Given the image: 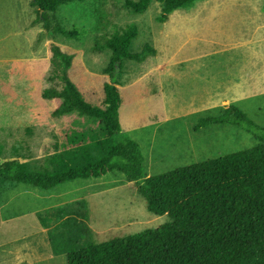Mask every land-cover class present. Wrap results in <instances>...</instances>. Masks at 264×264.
Here are the masks:
<instances>
[{"label":"rangeland","instance_id":"rangeland-1","mask_svg":"<svg viewBox=\"0 0 264 264\" xmlns=\"http://www.w3.org/2000/svg\"><path fill=\"white\" fill-rule=\"evenodd\" d=\"M32 1L0 0V164L20 160L42 166L47 158L70 151L78 136L89 145L105 138L97 120L78 114L53 118L61 102L45 100L43 93L63 86L52 81V46L75 57L70 78L86 102L105 109L112 51L96 52V40L132 25L139 36L131 53L147 45L157 50L143 64L125 61L118 78L122 129L141 147L145 180L257 147L246 129L252 125L264 133V0L199 2L173 13L166 23L159 22L158 2L141 15L132 13L125 0L72 4L50 15V31ZM57 24L87 35L67 39L54 31ZM236 82L246 89L237 86L229 95ZM226 105L251 125L240 120L239 126H201ZM33 208L49 238L58 240V249L68 246L67 252L172 223L169 216L150 213L138 186L119 173L51 191L0 187V222L23 218ZM21 222L17 228H0V246L37 235L33 223L24 230Z\"/></svg>","mask_w":264,"mask_h":264},{"label":"trees","instance_id":"trees-1","mask_svg":"<svg viewBox=\"0 0 264 264\" xmlns=\"http://www.w3.org/2000/svg\"><path fill=\"white\" fill-rule=\"evenodd\" d=\"M101 0H33L32 8L39 21L50 31L51 14L67 5L87 4ZM134 14L146 13L154 2L162 6L160 23L170 16L210 0H125ZM54 31L74 40L87 34L75 27L67 30L57 24ZM136 25L118 30L111 37L96 40L95 51H112L106 73L111 83L104 88L105 109L84 99L69 72L75 57L59 46H52L54 77L62 89H47L43 98L60 101L53 118L78 114L100 122L105 138L85 144L78 136L73 148L63 155L47 158L37 166L20 160L0 164V187L29 186L51 191L67 183L105 177L111 173L126 176L138 186L150 213L169 216L172 223L155 231L115 239L104 244H90L83 250L58 249V240L51 237L54 253L66 255L68 264H264V133L251 125L241 112L226 105L220 115L203 121L201 126H239L248 121L246 129L258 142L257 147L213 161L180 168L172 173L145 180V158L139 144L123 132L121 125L122 97L118 78L123 64L145 63L157 56V50L147 45L141 53L132 54L138 38Z\"/></svg>","mask_w":264,"mask_h":264},{"label":"crops","instance_id":"crops-1","mask_svg":"<svg viewBox=\"0 0 264 264\" xmlns=\"http://www.w3.org/2000/svg\"><path fill=\"white\" fill-rule=\"evenodd\" d=\"M183 61L184 60L181 61V64H183ZM237 86L246 89L245 84L240 83L237 85L236 82L227 89L228 94L231 95V92ZM238 94L241 95L243 92L239 91ZM35 210L36 208H33L30 212L31 214H26L22 216L23 218L14 216L11 219L0 222V228L6 226L17 228V226L20 225L17 222L22 221L21 225L24 230L25 224L33 223L32 225L38 231L36 236L30 234L21 236L23 240L19 241L16 245L8 243L6 246H0V264H60V262L62 264H67L66 255L58 256L54 253L47 233L48 230L41 224Z\"/></svg>","mask_w":264,"mask_h":264}]
</instances>
